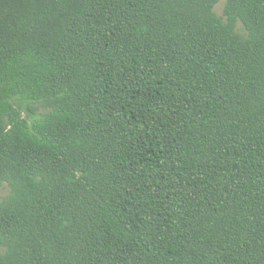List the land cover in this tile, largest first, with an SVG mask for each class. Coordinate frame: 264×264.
Segmentation results:
<instances>
[{"label": "trees", "instance_id": "obj_1", "mask_svg": "<svg viewBox=\"0 0 264 264\" xmlns=\"http://www.w3.org/2000/svg\"><path fill=\"white\" fill-rule=\"evenodd\" d=\"M1 189L0 264H264V0H0Z\"/></svg>", "mask_w": 264, "mask_h": 264}, {"label": "rangeland", "instance_id": "obj_2", "mask_svg": "<svg viewBox=\"0 0 264 264\" xmlns=\"http://www.w3.org/2000/svg\"><path fill=\"white\" fill-rule=\"evenodd\" d=\"M222 3H223V1H221V2H220V3L214 8V10H215V12H216L217 14H220V13H221ZM5 193H6V190H5V189H1V190H0V198H1Z\"/></svg>", "mask_w": 264, "mask_h": 264}]
</instances>
